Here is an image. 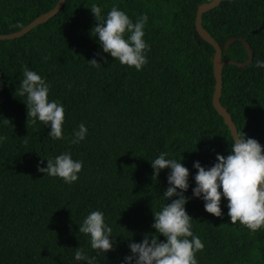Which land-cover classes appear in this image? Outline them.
<instances>
[{
	"label": "trees",
	"instance_id": "obj_1",
	"mask_svg": "<svg viewBox=\"0 0 264 264\" xmlns=\"http://www.w3.org/2000/svg\"><path fill=\"white\" fill-rule=\"evenodd\" d=\"M58 1L0 0V35L22 30ZM211 1L67 0L46 24L0 41V264H84L74 260L75 249L94 253L78 226L95 210L104 213L117 241L114 251L97 260L122 264L129 239L139 243L155 234L153 212L164 203L170 171L153 177L150 163L161 152L182 159L190 173L185 207L204 244L198 264H264V229L230 224L223 198L221 218L192 198L193 162L211 167L217 154H229L233 140L212 102L215 50L195 25L198 7ZM93 4L105 16L113 6L133 22L148 16L147 64L140 71L102 52L91 34L97 23ZM203 27L221 47L233 38L250 44L251 65L223 69L221 105L238 135L264 149V69L255 67L264 60V0H222L203 15ZM223 58L243 63L248 52L236 42ZM94 59L100 65L89 63ZM24 67L43 76L49 99L63 105V139L49 137V128L27 117L25 98L16 93ZM81 123L87 136L72 144ZM66 152L83 163L77 182L66 185L37 171Z\"/></svg>",
	"mask_w": 264,
	"mask_h": 264
},
{
	"label": "clouds",
	"instance_id": "obj_2",
	"mask_svg": "<svg viewBox=\"0 0 264 264\" xmlns=\"http://www.w3.org/2000/svg\"><path fill=\"white\" fill-rule=\"evenodd\" d=\"M96 25L91 34L98 37L103 53L108 54L121 65L140 71L147 64L148 45L144 39L147 15H140L136 21L113 6L106 16L96 4L89 8ZM93 66L100 65L95 59L89 62ZM255 67L264 69V60H256ZM16 93L24 97L27 117L33 123L39 121L50 129L49 137L63 139L65 110L61 103L49 99L50 84L36 71L27 67L22 71ZM87 128L81 123L74 130L70 143L78 144L85 140ZM0 139H3L0 137ZM216 162L208 168L199 161L192 164L195 175L192 179V198L203 201L204 211L214 217H222L221 201H227V216L230 224L243 225L251 232L264 229V149L255 139L236 135L233 137L231 149L226 156L217 154ZM46 167H37V171L52 178H59L66 185L78 181L83 163L73 159L70 152L61 153L54 158L46 159ZM181 160L171 158L168 153L161 152L150 164L153 177L168 169L167 188L162 194L164 203L159 211L153 212L151 228L155 234H145L142 240L131 242L129 254L122 258V264H198L196 254L202 252L204 244L192 231V218L186 212L189 190V170ZM43 163V161H41ZM171 201V203H166ZM78 232L88 237L89 255L78 247L74 251V260L84 264H99L97 257L104 258L114 251L116 236L104 213L100 210L90 211L78 226ZM164 237L161 241L159 238Z\"/></svg>",
	"mask_w": 264,
	"mask_h": 264
},
{
	"label": "water",
	"instance_id": "obj_3",
	"mask_svg": "<svg viewBox=\"0 0 264 264\" xmlns=\"http://www.w3.org/2000/svg\"><path fill=\"white\" fill-rule=\"evenodd\" d=\"M67 0H59L56 7L43 15L39 16L36 20L30 23L28 26L22 30L8 34L0 35V41L5 40H15L22 38L29 34L32 30L36 29L40 25L46 24L50 19L54 18L62 10ZM222 0H212L210 3H202L198 7L197 16H196V30L198 35L202 40L211 45L215 52L212 57L214 77H215V86H214V95H213V107L218 112V114L224 119L225 124L228 126L232 137H235V134L238 135L237 128L233 122L231 115L228 110L221 105L222 91H223V69L227 65H233L238 68H246L253 62L254 53L250 47V44L242 38H233L228 40L224 47H221L211 35L203 27V15L209 13L210 11L216 9L221 4ZM236 42H240L244 45L245 49L248 52V60L243 63H239L232 60H224V54L229 50V48Z\"/></svg>",
	"mask_w": 264,
	"mask_h": 264
}]
</instances>
